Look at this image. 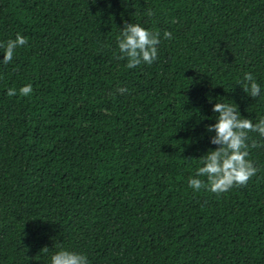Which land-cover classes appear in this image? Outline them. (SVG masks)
Masks as SVG:
<instances>
[{
    "label": "trees",
    "instance_id": "16d2710c",
    "mask_svg": "<svg viewBox=\"0 0 264 264\" xmlns=\"http://www.w3.org/2000/svg\"><path fill=\"white\" fill-rule=\"evenodd\" d=\"M124 22L160 33L153 63L118 58ZM17 32L0 63V264L58 247L88 264H264V137L248 131L244 184H187L217 147L213 103L264 115V0H0V41Z\"/></svg>",
    "mask_w": 264,
    "mask_h": 264
},
{
    "label": "clouds",
    "instance_id": "9594fccd",
    "mask_svg": "<svg viewBox=\"0 0 264 264\" xmlns=\"http://www.w3.org/2000/svg\"><path fill=\"white\" fill-rule=\"evenodd\" d=\"M148 16L152 15L146 10ZM170 37L165 30L163 38ZM161 39L160 33L143 26L140 23L124 22L116 36L118 58L126 60V67L134 68L142 62L151 64L157 59V45ZM27 43V37L15 33L14 38L0 41V63L10 61L15 50ZM241 87L253 97L260 93L261 86L256 82L252 73L243 74ZM238 81L237 83H240ZM126 89L118 87L117 91ZM9 95H14L16 89L9 88ZM20 95L27 96L32 92L31 83L23 84L18 89ZM209 97V101H211ZM212 111L216 113L215 122L206 125L209 131L214 130L210 143L217 145L201 157V166L197 167L195 176L187 178L188 187L198 191L206 186L211 192H225L233 185L244 184L256 172L252 161L247 159L248 151L246 138L248 131H254L264 137V115L253 122L243 117L236 109L235 104L216 102L212 104ZM205 177L204 180L201 177ZM48 264H88L85 253L65 247H58L50 253Z\"/></svg>",
    "mask_w": 264,
    "mask_h": 264
}]
</instances>
